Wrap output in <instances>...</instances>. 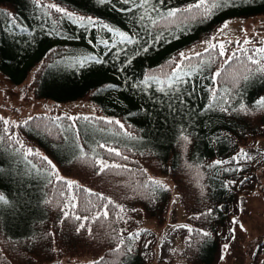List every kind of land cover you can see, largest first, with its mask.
<instances>
[{
  "label": "trees",
  "instance_id": "obj_1",
  "mask_svg": "<svg viewBox=\"0 0 264 264\" xmlns=\"http://www.w3.org/2000/svg\"><path fill=\"white\" fill-rule=\"evenodd\" d=\"M256 1L248 0L236 7L213 10L204 22L198 16L185 23L167 24L161 17L169 9H184L197 0L130 1L123 7L137 8L134 14L138 18L132 21L110 18L105 9L98 8L114 3L121 9L116 0L105 4L98 3V0L94 3L88 0H0V68L3 71L12 78H19L35 69V94L63 99L94 98L101 94L109 101L99 103L112 110L108 116L38 111L17 121L8 120V125L0 120V137H3L0 139V195L8 201L7 204L0 203V264H32L82 254L85 258L55 264H92L101 257L111 264H145L156 236L143 221L152 217L162 222L169 199L168 184L150 175L147 167L164 171L173 178L180 194L179 201L189 214V228L193 230L187 231L181 245L175 249V256L182 260L170 264L217 263L227 225L238 207V195L253 184L256 156L245 149L252 159H239V156L243 144L253 143L264 135V110L256 104L264 93V74L257 71L259 65L252 64L243 52L238 51L239 47L232 49L216 69L222 57L205 53L207 45L186 54L203 53L202 58L191 61L202 71H198L200 76L192 79L189 94H151L154 82H149L151 86L144 89V94H128L137 91V88L131 89V81H144L151 74L170 72L169 61L182 49L207 37L226 17L255 12L259 8L246 4ZM48 5H57L76 17H92L94 23L81 27ZM141 16L145 17L143 21ZM149 16L157 21L156 25L150 22ZM105 24L138 42L122 43L127 46L123 59L137 61L134 70L122 69L118 63L115 68L96 66L93 61L84 67L76 63L84 57L109 61L108 49H116L121 38L104 28ZM94 26L97 27L96 35L89 31ZM78 27L81 28L79 32ZM29 34L38 39L29 40ZM8 36H12L9 41L6 40ZM94 42L98 44L97 54L90 53ZM243 46L249 49L247 55H251V46ZM145 47L148 48L146 52L143 51ZM232 52L237 53L239 60L226 63ZM217 70L221 71V76L213 80L212 74ZM123 89L128 90L124 92L127 96L125 102L114 94ZM213 89L215 99L210 91ZM210 103L212 108H209ZM240 104L250 110L249 114L233 111ZM221 106L228 111H221ZM69 116L92 119L76 120L73 129L69 128L73 124L67 119ZM56 117L61 119L57 121ZM108 120L120 121L124 128L115 123L108 124ZM56 124L65 131L61 133ZM182 135L188 136L190 143L185 144L180 139ZM11 136L25 147L19 148ZM77 144L82 145L87 153L82 159L77 158L81 155ZM99 144L117 149L127 160L108 153L105 148L98 147ZM27 148L40 156H47L59 175L78 182L80 189L74 185L69 191L55 181L49 184L50 178L54 180L49 176L51 170L38 156L26 157ZM11 155L36 164L41 169L38 177L14 182L7 175ZM94 158L126 167L110 168L98 174V168L92 163ZM215 161L225 163L216 165ZM151 180L162 181L166 190L155 186L145 188L144 185L150 184ZM61 189L65 191L63 197L59 195ZM83 189L103 194L115 205L122 206L124 212L110 204L107 219L101 216L95 223L87 225L91 228V235L83 230L77 233L73 221L64 219L63 211H75L81 216L95 215L102 212L100 206L105 203L89 196L88 199L97 206L91 208L89 205L90 211L85 212L83 198L88 194ZM73 193L78 196L79 206L76 209L64 207ZM45 200L52 203L46 204ZM118 215L124 218L118 219ZM60 220L64 223L60 224ZM203 232L210 233V236H203ZM135 233H139V237L129 239ZM118 247L120 252H114ZM128 247L131 252L127 251Z\"/></svg>",
  "mask_w": 264,
  "mask_h": 264
},
{
  "label": "rangeland",
  "instance_id": "obj_2",
  "mask_svg": "<svg viewBox=\"0 0 264 264\" xmlns=\"http://www.w3.org/2000/svg\"><path fill=\"white\" fill-rule=\"evenodd\" d=\"M96 2V0H88ZM113 0H110L112 2ZM121 9L112 3L107 6H99L107 12L108 17L117 19L124 18L129 20H135L138 17L134 14L137 8L123 7L125 4L123 0H116ZM132 2L146 3L149 0H130ZM246 6H256L259 8L255 12L246 14H236L226 17L221 23H219L207 36L204 37L180 51L188 54L196 52L199 49L206 47L204 41L212 40L213 43L223 42L227 49L228 55L232 49L240 47L236 43H229L234 41H243L245 38L252 41L247 44L251 46V55H254L253 49L264 46V0H258L256 2H249ZM122 9H130L129 11H123ZM228 22V28L224 29L223 32H218V29L225 23ZM97 27L94 26L89 31L96 35ZM81 28H77L79 32ZM117 29L113 32L117 34ZM121 32V31H119ZM45 33V32H44ZM43 33V34H44ZM29 40L33 38L32 34L28 36ZM164 38V35L162 36ZM120 38V36H119ZM12 36L6 37V40H11ZM90 50L91 54H97L98 44L94 42ZM118 49V50H117ZM136 50L135 47H133ZM127 50V46L117 42L116 49H108L109 61L95 57L96 59L102 60L103 63H95L96 66L115 68H130L134 70L137 66V61L125 60L123 55ZM174 58L179 59V54ZM216 67V69L223 63V59ZM255 58H259L258 55ZM125 60V61H123ZM173 60V59H172ZM169 61V65L171 61ZM122 61V62H121ZM131 61V63H129ZM118 63L119 65H117ZM224 68L221 70L223 71ZM159 71V69H157ZM37 70L33 69L29 71L26 76L19 78H12L9 74L0 68V115L11 121H17L23 119L27 115L38 112V111H50L53 113H67L75 115L78 113H92L103 116L111 115L107 110L103 108L99 101L108 102L109 99L99 94L94 98L84 97H68V98H56L52 95L47 94H35L33 78L36 76ZM200 76L199 72H194L192 76L185 77L188 80L186 84H177L179 92H175L172 89L166 88L164 92L158 91L159 84L153 85V92L151 94H189L190 83L194 77ZM198 76V77H199ZM124 88L125 85L123 84ZM131 89L137 88V91L130 92L129 96H137L144 94V89H148V84L142 83V81L133 80L130 83ZM128 90H116L114 94H118L117 97L121 101L125 102L127 96L124 92ZM264 97V93L262 95ZM261 114V113H259ZM242 149L255 154L254 169H253V184L245 190H242L238 195L237 202L238 207L231 217L230 222L227 225V231L224 235L225 238L222 240L220 248L219 260L216 264H264V135L259 136L253 143L243 144ZM105 160V159H103ZM9 175L14 182L17 180L31 181L38 177V171L32 168L29 161L24 158H17L14 155L10 156L8 162ZM148 173L154 177L160 178L169 186V199L168 206L165 211V217L162 222H157L154 218L148 217L143 221V224L152 228L155 232V240L153 242V249L150 253V257L146 260L145 264H170V262L178 260L175 256V249L181 245L183 238L190 226L189 214L184 210V207L179 201L180 194L174 186V180L164 171H158L157 169H150L147 167ZM154 170V171H151ZM5 174V172H4ZM18 194V197H21ZM236 219L238 223L234 224L232 221ZM186 225L188 228L179 227ZM241 225L243 227H241ZM234 230V231H233ZM228 244L229 248L225 251L224 245ZM85 258V255H70L60 256L50 261H35L32 264H55L56 262H67L75 259ZM182 259H179L180 262Z\"/></svg>",
  "mask_w": 264,
  "mask_h": 264
},
{
  "label": "snow or ice",
  "instance_id": "obj_3",
  "mask_svg": "<svg viewBox=\"0 0 264 264\" xmlns=\"http://www.w3.org/2000/svg\"><path fill=\"white\" fill-rule=\"evenodd\" d=\"M34 2H36V0H34ZM123 2L125 4H128L130 2V0H123ZM161 3H163V0H160ZM248 2V0H211V2H209V0H197L196 3L189 5L187 8L184 9H180V8H174V9H169L161 18L167 23V24H175L177 21H179L180 23H185L188 21H192V20H196L197 17L199 16L201 18V22L206 21L208 18H210V16L213 14V10H219L222 8H226V7H236L239 6L242 3ZM98 3L100 4H105V3H110V0H98ZM47 7L49 8H54L56 12H60L63 13L64 15H66L69 19H71L73 21V23H79L81 25V27L85 26L86 24H93L94 20L92 17H76L74 16L72 13L67 12L65 9L57 6V5H48ZM123 11H129L130 9H122ZM195 10V11H194ZM153 11H155V8H153ZM184 13H188V15H184ZM10 15V14H9ZM141 21H143L145 19L144 16L140 17ZM148 19L150 20V22L153 25L157 24V21L152 19L150 16L148 17ZM104 28H106L109 32H113L114 30L112 28H110L108 25H104ZM228 28V22H225L219 29L218 32H223L224 29ZM117 34L120 36V42L121 43H128V44H136L138 43L137 41H135L134 39H132L130 36H128L127 34L123 33V32H119L117 31ZM212 40H215V37L212 38ZM212 40L209 41H204V43L206 45H208L205 48V53H208L209 56L212 55V53H216L218 57H227L228 56V52L227 49L225 47V43L223 42H217V43H213ZM102 43L107 44L108 41H102ZM229 43H236L238 45H240L238 51L243 52L246 56L248 61H250L252 64H256L259 65L257 71H259L261 74H264V64L261 63V61H264V46L261 47H257L255 49H253L254 55H247L249 52L248 48H245L243 45H247L252 43L251 40L245 38L242 42L237 40L234 42H229ZM143 51H148V48L145 47L143 49ZM258 55L259 59L255 58V56ZM202 58L203 57V53H195L194 56H187L185 55V53L181 52L179 54V59L173 58V60L170 63V68L171 71L170 72H163L160 75H156V74H151L148 77L145 78L144 81H142V83L148 84L149 86L150 83L149 82H154L156 84L161 85L157 90L164 92L165 88L168 89H172L175 92H179V88L177 87V84H186L188 83V80L185 79V77H190L193 75L194 72H198V71H202V68H196L195 66L192 65L191 61L193 59L196 58ZM232 59H237L239 60V57L237 56L236 52H232L231 53V57L229 59H227L225 62L226 63H231ZM90 61H94L95 63H103L102 60L96 59L95 57H84L82 59H78L76 61V63L80 66V67H84L86 64H88ZM187 62V63H186ZM210 63H215V60H210ZM129 63H131V61H129ZM221 76V71L217 70L216 72H214L212 74V79L215 80L216 77H220ZM163 77V78H162ZM233 79H235L233 77ZM245 80L248 79V77H244ZM212 92V96L215 99L216 97V93L215 90H210ZM256 104L258 105L260 110H264V97H261L259 100L256 101ZM213 104L210 103L209 104V108H212ZM221 111L227 112L228 109L224 108V107H220ZM233 111H239L244 113L245 115L249 114L250 110L244 105V104H240L238 109H233ZM57 121H59L61 118L60 117H56L55 118ZM67 119L73 121L72 125H69V128H75V121L78 119H83L86 121H90L92 118L91 117H78V116H69L67 117ZM102 119V118H101ZM0 120H2L4 125H8L9 121L6 119H3L2 117H0ZM25 124L28 123V121L24 122ZM108 124H118L120 126L121 129L124 128V125L120 123V121H113V120H108L107 121ZM19 126V125H17ZM56 127L60 129L61 133L63 131H65V129L61 128L60 124H56ZM5 132L8 131L7 128L4 129ZM78 135V133H77ZM0 139H3V137H0ZM10 139L14 140L16 144L19 145V148H24L25 146L22 144L21 141H19L18 139H16L15 136H11ZM65 139H67L65 137ZM180 139L182 141L185 142V144L190 143V139L188 136L186 135H182L180 137ZM77 147H79L81 149V155L80 157H77L78 159H82L83 157L87 156V153H85L83 151V146L77 144ZM98 147L100 148H105L106 151L110 154H114L115 156H120L122 159L127 160L126 156H122V154L115 148L112 147H108L104 144H99ZM19 148L17 149V151H19ZM29 155H36L40 158V160L42 161V163H45L48 168L51 170L49 172V176L50 177H54V180L52 178H50L48 180V183H54L58 182L60 184L63 185V189H67V190H71L73 188V186L75 185V187L79 190L80 189V185L78 184V182L75 181H71V180H66L64 177L59 175L58 169H56V166L52 163V161L47 157V156H40V154L36 151H34L31 148H27L25 149V156H29ZM239 159H248L251 160L252 158L246 153L244 152L243 149H241V154L239 156ZM233 160H237V157H233ZM92 163L98 168V174L105 172L106 170L110 169V168H122V167H126L124 165H119V164H109L108 162H106L105 160H103L102 158H94ZM216 165H220L222 163V161H215L214 162ZM29 164H31L32 168L35 169L36 171H41L40 168L37 167L36 164L32 163V161H29ZM150 186H155L156 188H159L160 190H166V185L163 184L162 181L159 180H151L150 184L146 183L144 185L145 188H149ZM61 189L59 190V195L61 197L65 196V191ZM84 192H86L88 195L85 196L83 199L85 201V207H84V211L88 212L90 211L89 205L91 206V208H95L97 205L95 203H93L90 199H88L89 196H95L98 200L101 201H105L104 204H102L100 207L103 209L102 212L95 214V215H79L77 214L75 211H72L71 213L69 211H63V207L61 208V210L63 211V216L64 219H71L74 223V228L75 231L77 233H79L80 231H87L89 235H91V228L88 227L87 225L90 223H95L97 220H99L101 218V216H103L104 219L108 218V205H113V207H117L120 209V212H124V208L122 206L119 205H115L113 201H111L110 198L103 196V194H97V193H92L90 189H83ZM149 196L151 197V193H149ZM46 204H51L52 201L51 200H45L44 201ZM0 203L3 204H7L8 201L3 197V195H0ZM70 206L71 209H76L79 205H78V196L73 193L69 200H68V205H65L64 207ZM135 211V210H134ZM118 219H123L124 217L122 215H118L117 217ZM78 222V223H76ZM234 224L238 223V221L236 219H233L232 221ZM60 224L64 223V220H60L59 221ZM179 227L182 228H188V226L186 225H181ZM241 227H243L241 225ZM190 232L193 231L192 229H188ZM234 231V230H233ZM203 236L207 237L210 236V233L208 232H203L202 233ZM51 235H55L54 233H51ZM139 237V233H135L130 235L129 239L135 240ZM124 244V241H121V245ZM147 247V245H145ZM191 247V244L189 245ZM225 251L229 248L228 244H225L224 246ZM131 247H128L127 251L131 252ZM116 253L120 252V248H116L113 250ZM103 261V264H111V262L108 261H104V258L101 257L100 260L97 261H93L92 264H101V262Z\"/></svg>",
  "mask_w": 264,
  "mask_h": 264
}]
</instances>
